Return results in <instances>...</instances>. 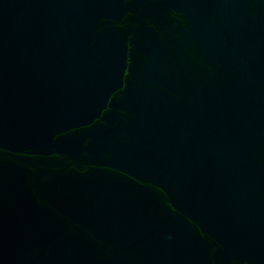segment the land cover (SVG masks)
Instances as JSON below:
<instances>
[{"label":"water","instance_id":"1","mask_svg":"<svg viewBox=\"0 0 264 264\" xmlns=\"http://www.w3.org/2000/svg\"><path fill=\"white\" fill-rule=\"evenodd\" d=\"M0 264H264V0H0Z\"/></svg>","mask_w":264,"mask_h":264}]
</instances>
